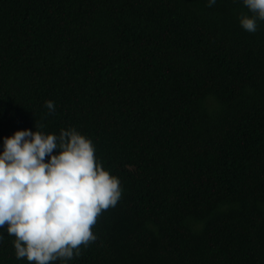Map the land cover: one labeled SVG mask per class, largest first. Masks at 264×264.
<instances>
[{"label": "trees", "instance_id": "1", "mask_svg": "<svg viewBox=\"0 0 264 264\" xmlns=\"http://www.w3.org/2000/svg\"><path fill=\"white\" fill-rule=\"evenodd\" d=\"M242 15V0H0V151L75 128L121 182L96 239L53 264H264V21L250 33ZM4 235L0 264H29Z\"/></svg>", "mask_w": 264, "mask_h": 264}, {"label": "clouds", "instance_id": "2", "mask_svg": "<svg viewBox=\"0 0 264 264\" xmlns=\"http://www.w3.org/2000/svg\"><path fill=\"white\" fill-rule=\"evenodd\" d=\"M217 0H207L209 7ZM253 14L239 18L254 33L264 21V0H242ZM45 107L55 111L49 100ZM30 129L3 138L0 151V243L14 236L18 260L66 262L96 239L98 216L120 200L118 177L98 162L92 141L75 128L59 135ZM56 150V154L54 153ZM47 158V159H46Z\"/></svg>", "mask_w": 264, "mask_h": 264}]
</instances>
